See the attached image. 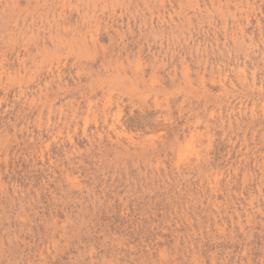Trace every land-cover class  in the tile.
<instances>
[{
  "label": "rangeland",
  "instance_id": "obj_1",
  "mask_svg": "<svg viewBox=\"0 0 264 264\" xmlns=\"http://www.w3.org/2000/svg\"><path fill=\"white\" fill-rule=\"evenodd\" d=\"M0 264H264V0H0Z\"/></svg>",
  "mask_w": 264,
  "mask_h": 264
}]
</instances>
